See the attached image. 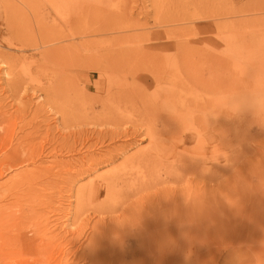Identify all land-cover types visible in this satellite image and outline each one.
Returning <instances> with one entry per match:
<instances>
[{
  "label": "rangeland",
  "instance_id": "obj_1",
  "mask_svg": "<svg viewBox=\"0 0 264 264\" xmlns=\"http://www.w3.org/2000/svg\"><path fill=\"white\" fill-rule=\"evenodd\" d=\"M44 1L0 0V162L32 131L40 154L0 176V264H264V0H92L113 27L96 35L78 0ZM204 63L220 65L217 95L195 78ZM115 90L132 100L108 111ZM215 104L219 122L200 109ZM23 168L43 171L33 191ZM213 201L215 224L179 219Z\"/></svg>",
  "mask_w": 264,
  "mask_h": 264
},
{
  "label": "bare ground",
  "instance_id": "obj_2",
  "mask_svg": "<svg viewBox=\"0 0 264 264\" xmlns=\"http://www.w3.org/2000/svg\"><path fill=\"white\" fill-rule=\"evenodd\" d=\"M44 1V0H43ZM75 1V0H74ZM90 1H92V0H78L76 3H74L73 5V13H74V15L77 17V19L79 20V22H80V24H81V26H82V31L85 33V34H94V35H96V33H103L105 30H111V29H113V27H110L111 25H109V27L110 28H106V27H103L102 25L103 24H101V23H99V18H96V17H94L95 16V13H94V11H93V9H86V6L88 5L87 4V2H90ZM39 2V1H38ZM45 2V1H44ZM43 2V3H44ZM42 3V4H43ZM90 4V3H89ZM39 5H41V4H39ZM67 6V5H66ZM88 7V6H87ZM41 9V8H40ZM70 9V8H69ZM71 9H72V7H71ZM70 9V10H71ZM71 12H72V10H71ZM68 13V12H67ZM71 16V15H70ZM98 16V15H97ZM103 18V17H102ZM107 25V26H108ZM103 27V28H102ZM88 29H89V31H88ZM114 29L116 30V29H122V28H120V27H114ZM112 31V30H111ZM73 32V31H72ZM72 37V36H71ZM98 50V49H97ZM118 53V52H117ZM115 55V54H114ZM113 55V53H111V52H106V53H102V54H97L96 56H95V59H97V60H100L101 62L102 61H107L108 59H111V57L112 56H114ZM121 55V54H120ZM91 56V55H90ZM206 56V55H205ZM89 57V56H88ZM118 57V56H117ZM189 57V56H188ZM214 55H210L209 56V59H213L214 60V62H215V59H217V58H215L214 59ZM185 58V57H184ZM115 59V58H114ZM116 60H117V58H116ZM122 59H120V60H118V61H121ZM114 61V60H113ZM210 61V60H209ZM219 61V60H218ZM117 62V61H116ZM122 62V61H121ZM186 62V61H185ZM216 62H217V60H216ZM119 63V62H118ZM207 64V63H206ZM205 63L204 64H202V65H200L199 67H198V70H197V73H198V71H201V73L198 75V77H195L196 78V80L198 81V83L201 85V87L203 88V90H209V92H213V91H215V95H217L218 94V92H219V82H220V77H221V69H220V65L219 64H216L215 63V65H214V69H215V72L208 66V65H206ZM102 65V64H101ZM101 65H98V66H101ZM186 65V64H185ZM103 66V65H102ZM104 67V66H103ZM102 67V68H103ZM110 67V66H109ZM121 69V68H120ZM124 70H125V68H123ZM102 70V69H101ZM104 70H106V69H104ZM110 70V68L107 70V71H109ZM111 70H112V68H111ZM110 70V71H111ZM116 70V69H115ZM124 70H122V72L124 71ZM121 71V70H120ZM108 74V73H107ZM123 75H124V73H123ZM133 77V76H132ZM155 79H156V77H155ZM114 81V80H113ZM116 81V80H115ZM112 82V81H111ZM132 82H134V81H132ZM157 83H160V80L159 81H157ZM134 84L132 83V86H133ZM42 87V86H41ZM213 88H214V90H213ZM110 89H111V87H109L108 89H107V91L106 92H110ZM133 91L134 92H132V98L133 99H135L136 97L137 98H143V100H146V97L143 95V90H142V88L141 89H139V88H135L134 86H133ZM104 91V90H103ZM105 92V93H106ZM101 93V92H100ZM100 97V96H99ZM125 100H132V99H124L123 98V94L121 93V92H118L117 90H115L114 92L112 91L111 92V94H110V97H108L107 98V100H103V101H100L99 100V103L102 105V107H104V108H106L108 111H112V110H115V108H118L119 106H122V105H120V103L121 102H123V101H125ZM217 102H218V100H217ZM219 103V102H218ZM159 105L160 106H162V107H165V109L167 108V107H169V106H171V103H170V101L169 100H164L163 102H161V103H159ZM201 109V111H202V113H203V116H205V117H207V119H208V117L210 116V114H212V116H214L213 118L215 119V122H219V119H220V115H219V113H218V111H219V108H218V106L215 104L214 105V107L210 110L211 111V113H208V111L206 110L207 108H205V107H203V108H200ZM187 112H188V110H187ZM208 113V114H207ZM199 114H200V112H199ZM210 118V117H209ZM212 119V118H211ZM213 120V119H212ZM207 121V120H206ZM206 126V125H205ZM184 131H186V130H184ZM196 131V130H195ZM194 131V132H195ZM37 131H32V132H29V133H26V135L25 136H23V137H21L20 139H18L17 141H19V142H17V145L15 144L14 146H13V148H12V150H11V152H9L8 153V155H7V157L5 158L6 160H5V162H4V160L3 161H1L0 162V176H2L6 171H8V169L9 168H13V169H18L19 167H23L24 165H26L29 161H31L32 162V160L36 157V155L35 154H37L36 153V147H34V143L33 144H30L29 142H31L32 141V139H34V133H36ZM150 132V131H149ZM157 132V131H156ZM155 132V133H156ZM152 134V133H151ZM159 135H161V134H159ZM203 135V134H202ZM45 137V136H44ZM152 137V136H151ZM14 138V137H13ZM18 138V137H17ZM16 138V139H17ZM157 138V137H156ZM180 138H181V135H180ZM183 139V141L184 142H186V141H190V140H192V136L190 137V135H185V137H183L182 138ZM30 140V141H29ZM158 140V139H157ZM217 140V139H216ZM9 143L11 144V140L9 141ZM9 144V146H8V148H7V150L9 151V149L12 147V144L10 145ZM220 141L219 140H217V144H216V146H214L215 147V149L218 151L219 150V148H220ZM7 150H5V151H7ZM54 150V149H53ZM4 151V150H3ZM7 151V152H8ZM38 151V150H37ZM43 150H42V148H41V150L39 151V152H42ZM180 153V152H179ZM4 154H6V153H4ZM39 154V153H38ZM172 154H173V156L175 155L174 154V152H172ZM40 155V154H39ZM44 155H45V153H44ZM177 155V154H176ZM208 156V155H207ZM204 158V157H203ZM36 159H38V158H36ZM218 159H219V156L217 155V162L215 163L216 164V167L218 168ZM34 162H35V159L33 160ZM218 165V166H217ZM33 167V166H32ZM36 168H38V167H36ZM32 169V170H27V168L26 169H22L21 171H17V172H14V173H16V174H14V178H16L15 180H17V179H24V181H25V184H28V183H26V181H29V186H28V188H26V186H24L26 189H30L31 191H33L32 189H34V188H32V187H30L32 184H31V182L33 181V182H35L36 183V181H34L36 178H39V176H37V174L39 175L40 174V171H41V169ZM40 168V167H39ZM42 168V167H41ZM220 168V167H219ZM5 171H4V170ZM29 169V168H28ZM43 169H45V167L43 168ZM3 170V171H2ZM209 170V169H208ZM41 172H43V171H41ZM218 172V171H217ZM35 173H37L36 174V176H35ZM43 174V173H42ZM44 176V175H43ZM11 178V177H10ZM118 179H120V178H118ZM117 180V178H115V177H111V178H109V179H106V180H104V181H106L105 182V185L104 186H102V187H104L105 189L107 188H109L110 186H111V184L114 182V181H116ZM6 181V180H5ZM4 181V182H5ZM8 181H10V180H8ZM18 181V180H17ZM23 181V182H24ZM3 182V183H4ZM32 182V183H33ZM13 183H15V182H13ZM18 184H20L19 183V181L17 182ZM17 183H15V185L17 184ZM11 185H12V183H10ZM16 185L15 186V188L17 187V186H19V185ZM5 185V184H4ZM103 185V184H102ZM6 186H8V185H6ZM1 187H3V186H1ZM12 187H13V185H12ZM20 187V186H19ZM41 187V186H40ZM5 188H7V187H5ZM18 188V187H17ZM21 188V187H20ZM32 188V189H31ZM39 188V187H38ZM11 190L13 189V188H10ZM21 190H22V188H21ZM25 190V189H24ZM20 191V190H19ZM19 191H15L17 194H18V192ZM37 191V190H36ZM36 191H34V192H36ZM95 190H94V188H91L90 189V192L91 193H95L94 192ZM11 191H9V193H10ZM21 192V191H20ZM19 192V193H20ZM28 192H30V191H28ZM14 192H12V194L11 195H13L14 196V194H13ZM32 193V192H31ZM21 194V193H20ZM23 194V193H22ZM25 194V193H24ZM28 194V193H27ZM16 195V194H15ZM218 195V194H217ZM216 195V196H217ZM17 196V195H16ZM15 197V196H14ZM216 198H220V196H217ZM201 200H203V199H201ZM215 200V199H214ZM221 201V200H220ZM203 202H205V201H203ZM214 202V201H213ZM215 202H219V201H215ZM214 202V203H215ZM202 203V202H201ZM210 203V202H209ZM200 204V203H199ZM206 205H208L207 203H205ZM221 205H222V202H220V203H215V209L213 208V207H210V206H207L208 208H210V209H203L204 207H205V205H204V207L203 208H201V205L199 206V207H197V209H198V212H197V214H194V216L192 215V213H190V211H189V207H186L184 210L182 209V211L183 212H185V213H182V216L179 218V219H183V221H193V222H195V223H198V224H203V225H206V224H215V222L217 221V220H219L220 219V216H221ZM20 206V205H19ZM211 208H213L212 209V213H210L211 212ZM169 210V209H168ZM167 210V211H168ZM174 210V211H173ZM172 211V212H171ZM171 211H169L171 214H169V215H172L173 214V216H176V217H179L177 214V212L179 211V210H176V209H174L173 207H172V210ZM8 213V212H7ZM10 213V212H9ZM164 213V212H163ZM167 213V212H166ZM1 215V214H0ZM23 216V215H22ZM172 216V217H173ZM28 217V216H27ZM176 217H173L174 219L173 220H175L176 219ZM31 218V217H30ZM29 218V219H30ZM12 219V218H11ZM170 219H171V217H170ZM178 219V218H177ZM20 220V218L18 219V221ZM23 220V219H22ZM162 220H164L165 221V219H162ZM150 221H152V220H150ZM172 221V220H171ZM177 221V220H176ZM166 222V221H165ZM168 222V221H167ZM170 222V221H169ZM23 223V222H22ZM156 223V222H155ZM171 223V222H170ZM16 224V223H15ZM20 224H21V222H20ZM157 224V223H156ZM37 226V225H36ZM171 227V226H170ZM11 229V228H10ZM9 229V230H10ZM32 229V228H31ZM165 229H167V228H165ZM6 230V229H5ZM21 231L23 230V229H20ZM37 230V229H36ZM45 230V229H44ZM0 231H1V229H0ZM24 231V230H23ZM31 231V230H30ZM33 231V230H32ZM160 231V230H159ZM20 232V231H19ZM19 232H17V233H19ZM35 232V231H34ZM157 232V231H156ZM1 233H3V232H1ZM0 233V234H1ZM44 233V232H43ZM47 233V232H46ZM46 233H44V234H46ZM158 233V232H157ZM37 234V233H36ZM3 235V234H2ZM15 235H18V234H15ZM160 235L162 236V233H160ZM24 235H22V236H17L16 238H19V239H21L22 237H23ZM32 236H34V234L32 235ZM36 236V235H35ZM42 236H44L43 234L40 236L41 237V240H42ZM159 237V236H158ZM164 237V236H163ZM44 238H46V236H44ZM23 239V238H22ZM39 240V237L37 238V237H29V238H27L26 236L24 237V239L23 240H21L20 241V245L22 246V245H37L38 247H40V250L41 249H44L43 247L45 246V244L46 243H41V242H37V243H35L36 242V240ZM48 239V238H47ZM160 239H162V238H160ZM158 241V240H157ZM19 242V241H18ZM165 242V241H164ZM158 243V242H157ZM161 243H163V241L161 242ZM166 243V242H165ZM160 244V243H159ZM56 245V244H55ZM164 245V244H163ZM160 247H161V245H160ZM59 249V248H58ZM161 249V248H160ZM47 250V249H46ZM45 250V251H46ZM60 250H61V248H60ZM159 250V249H158ZM162 250V252H160L159 251V263H160V261H162L163 260V257L165 256V249H161ZM152 251H153V248H152ZM164 252V253H163ZM67 252H65V251H59L58 250V252L56 251V254L57 255H59V256H61V255H65ZM138 253V252H137ZM162 253V254H161ZM167 253V252H166ZM41 254H45V252H43V251H41L40 252V255ZM54 254H55V252H54ZM145 254V253H144ZM144 254H142V255H144ZM133 255V254H132ZM139 255V254H138ZM146 255V254H145ZM56 256V255H55ZM66 256V255H65ZM61 258V257H60ZM138 259V258H137ZM140 259V258H139ZM143 259H144V257H143ZM150 259V258H149ZM157 259H158V257H157ZM230 259V258H229ZM233 260L235 261V259L233 258ZM232 260V258H231V260H228V261H226L225 262V264H248V259H247V261H241V260H237L236 262H234ZM245 260V259H244ZM132 261V260H131ZM130 261V262H131ZM155 261V260H154ZM250 261V260H249ZM42 262V261H41ZM134 262V261H133ZM135 262H136V259H135ZM147 262V261H146ZM234 262V263H233ZM259 262V261H258ZM143 263V262H142ZM141 263V264H142ZM149 263V262H148ZM253 263H255V262H253ZM252 263V264H253ZM261 263V262H260ZM27 264V263H26ZM132 264V263H131ZM147 264V263H146ZM150 264V263H149ZM258 264V263H257Z\"/></svg>",
  "mask_w": 264,
  "mask_h": 264
},
{
  "label": "clouds",
  "instance_id": "obj_3",
  "mask_svg": "<svg viewBox=\"0 0 264 264\" xmlns=\"http://www.w3.org/2000/svg\"><path fill=\"white\" fill-rule=\"evenodd\" d=\"M255 95L258 97L259 102H264V91H258Z\"/></svg>",
  "mask_w": 264,
  "mask_h": 264
}]
</instances>
